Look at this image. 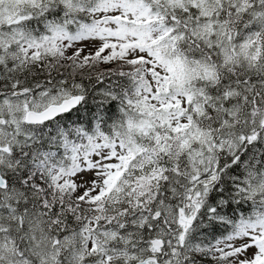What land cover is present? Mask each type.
<instances>
[{"label":"snow or ice","instance_id":"6c2138e0","mask_svg":"<svg viewBox=\"0 0 264 264\" xmlns=\"http://www.w3.org/2000/svg\"><path fill=\"white\" fill-rule=\"evenodd\" d=\"M0 264H264V0H0Z\"/></svg>","mask_w":264,"mask_h":264}]
</instances>
